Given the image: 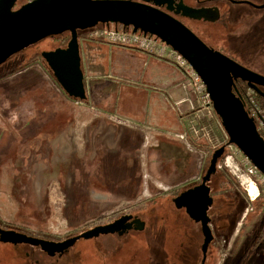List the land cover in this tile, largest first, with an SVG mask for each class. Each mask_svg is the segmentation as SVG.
I'll return each mask as SVG.
<instances>
[{
	"label": "rangeland",
	"instance_id": "rangeland-1",
	"mask_svg": "<svg viewBox=\"0 0 264 264\" xmlns=\"http://www.w3.org/2000/svg\"><path fill=\"white\" fill-rule=\"evenodd\" d=\"M225 7L233 25L222 33L217 30L216 40L226 46L222 39L227 37L225 49L244 67L264 76V7L231 2ZM92 28L78 36L87 93L84 100L64 91L39 54L58 46L61 35L0 62V224L62 240L132 213L144 221V228L79 238L54 256L38 246L0 242V264H198L203 241L200 224L176 208L172 198L199 183L204 174L201 169L207 168L213 150L221 145H225L224 154L208 181L214 196L208 210L213 239L205 264H264V249L256 252L251 243L261 216L251 203L259 193L258 202L264 200V176L234 144H228L215 111L210 119L203 117L210 124V143L200 131L188 129L193 113L184 102L180 78L173 80L172 76L168 77L169 92L174 101L182 100L179 108L184 112L176 114L178 131L168 129L164 119L172 116L164 113L165 106L159 105L164 115L158 116L148 106L146 92L157 84L153 80H158V74L148 77L145 54L122 46L106 49L105 41L89 37ZM86 42L104 46V64L111 73L103 76L89 71ZM162 61L176 70V65ZM179 72L183 85L187 84ZM92 79L114 80L116 91L105 98H91ZM186 88L193 106L202 105L191 86ZM140 115L158 128L132 127L129 119ZM165 134L183 141L195 156L188 164L193 173L184 176L185 180L177 182L180 172L172 159L166 162L151 147L156 137ZM250 183L256 186L255 196L248 193ZM232 189L235 195L231 197ZM242 201L241 219L233 225Z\"/></svg>",
	"mask_w": 264,
	"mask_h": 264
},
{
	"label": "water",
	"instance_id": "water-1",
	"mask_svg": "<svg viewBox=\"0 0 264 264\" xmlns=\"http://www.w3.org/2000/svg\"><path fill=\"white\" fill-rule=\"evenodd\" d=\"M17 0H0V62L13 53L45 37L68 30L70 38L65 47L40 52L54 77L71 97L87 98L78 30L97 24H123L132 32L152 34L180 53L196 71L206 87L215 113L227 134L228 144H234L264 176V138L254 119L245 109L233 82L241 79L255 89L264 86V76L241 63L208 47L198 36L177 19L156 8H147L131 0H29L14 7ZM255 7H264V3ZM225 145L214 149L209 164L198 184L190 186L172 198L174 206L200 224L204 264L209 243L213 239L209 207L213 203L208 181L216 171L218 159ZM132 215H122L114 221L96 225L62 240H50L29 235L14 228L0 226V242L39 246L48 255L61 254L77 239H88L100 233L121 231ZM133 227L141 230L144 221L134 217ZM131 225L127 224V231Z\"/></svg>",
	"mask_w": 264,
	"mask_h": 264
},
{
	"label": "trees",
	"instance_id": "trees-1",
	"mask_svg": "<svg viewBox=\"0 0 264 264\" xmlns=\"http://www.w3.org/2000/svg\"><path fill=\"white\" fill-rule=\"evenodd\" d=\"M27 1H29V0H25L22 2H19V0H17L14 7L15 8L19 7L22 4L26 3ZM102 25H104V24H102ZM117 27L125 29V30H131L130 26H126L123 24H118ZM83 31L84 30H82V33H83ZM62 33H63L61 35L62 41L60 39V41H59L60 43L58 46H65L69 37H70V33L68 30H64V31H62ZM54 36H56V35H52L51 37H54ZM85 45H86V49H87L86 50V54H87L86 59L88 60L89 71H93V72L99 71L100 74H102V75L106 74L107 67L104 64V57H105V50H103L104 46L102 47L100 45H95L93 42H86ZM97 47H99L98 51H96ZM95 57H98L99 60L102 59V61L97 60ZM81 67H82V61H81ZM90 81H91V87L94 89L90 93L91 98H95L96 95H99L100 97H104L106 95L113 94L117 88V85L115 82L108 83L104 79H92ZM248 88H249V86L247 85V83L241 79H235L233 82V89L235 92L240 94L246 110H248V103H247V99L245 98V93L248 90ZM95 89L97 91H100L101 93L95 92ZM255 92H256L255 101L261 106V109L263 110V113H264V92H260L257 89H255ZM151 106H153V107L156 106V104H154V99L151 100ZM164 111H165L164 113H166V115L172 116V118H165L164 119L166 121V124L169 126L168 129L173 128L175 131H178V129H179L178 123L175 121V118L173 117L174 116L173 113L170 111V109H165ZM164 113H162L161 115H164ZM217 117L219 118L218 115H217ZM219 120H220V118H219ZM220 123H221V120H220ZM258 132L260 135H262V133L260 132L259 129H258ZM166 135L167 134H165V136L156 137L155 138L156 144H154V145L151 144V147L158 150L160 156L163 157V159H165V160L167 159L166 162H170V159H172V162H173L172 164L175 166L176 170L180 172V176L177 178V180H178L177 182H179V180L182 181L184 179V176L193 173L189 169L188 164L193 159V157H195V156L193 155V153L190 150H188L186 144L183 141L179 142V140H177L173 137L172 138L167 137ZM162 137H164V138L162 139ZM165 137H166V139H165ZM263 138H264V136H263ZM201 170H202V173L203 172L205 173L206 169L205 170L201 169ZM212 176H211V178H212ZM201 178H202V176L200 177V181H201ZM172 181H174V180L172 179ZM200 181H198V182H200ZM192 185H194V184H192ZM190 186L191 185H189L185 188H188ZM185 188H183L182 190H184ZM232 191H233V189H232ZM232 191H230L231 197L235 195L234 191L233 192ZM211 195L214 199L213 192H211ZM261 197H262V194L259 193L257 198H255L253 200V202L251 203V206H254V208H256L261 213V216H260L259 220L257 221V224L254 225L255 234H254L253 238L251 239L252 247L256 248V252H258V250L264 249V200L260 203L258 202V201H260ZM244 207H245V202L242 201V203L239 207V210L236 211V213L234 214L233 225L238 223L239 220L241 219L240 214H241L242 210L244 209ZM257 225L259 226L258 228H257ZM0 226L4 227L1 224H0ZM4 228H7V227H4ZM240 230H241V228H240ZM27 234L34 235V236L41 237V238L50 239V240H57L56 238H54L53 236H50V235H37L35 233H33V234L27 233Z\"/></svg>",
	"mask_w": 264,
	"mask_h": 264
},
{
	"label": "built area",
	"instance_id": "built-area-1",
	"mask_svg": "<svg viewBox=\"0 0 264 264\" xmlns=\"http://www.w3.org/2000/svg\"><path fill=\"white\" fill-rule=\"evenodd\" d=\"M92 29L94 30L89 33V37L93 35L108 44L133 48L159 60H167L176 65L175 67L183 73L186 81H188L187 84L191 86L197 98L202 101V105L197 107L193 106V100L190 101V112L193 113V121L188 123V129L194 131L195 133L200 131L202 137L210 143V124L208 121L206 122L203 117H207L208 119L211 118V113L214 112L212 102L201 78L180 53L152 34H143L139 31L132 32L131 30L119 28L114 24L113 26H111V24L95 26ZM187 84H184V87H187ZM245 98L248 103V113L254 119L256 124L257 122L259 123V125H257L262 133L261 130L264 131L263 110L255 101V97L251 92H249V90L245 93ZM262 135L264 136L263 133ZM181 137L183 136L181 135Z\"/></svg>",
	"mask_w": 264,
	"mask_h": 264
},
{
	"label": "flooded vegetation",
	"instance_id": "flooded-vegetation-1",
	"mask_svg": "<svg viewBox=\"0 0 264 264\" xmlns=\"http://www.w3.org/2000/svg\"><path fill=\"white\" fill-rule=\"evenodd\" d=\"M131 1L140 3L147 8H156V9L161 10L164 13L170 15L171 17L177 19L182 24H184L187 28H189L196 36H198L208 47H210L211 49H213L215 51H219V52L223 53L224 55L234 59L237 62H239L238 59L232 53H229L227 49H225V47H227L229 39L227 37L222 39L223 41H226V46H222L223 44H219L218 40H216L217 34L215 32L217 30H219L222 33L223 29L225 31L227 29L229 30L231 28V26L233 25V22L231 21V18L229 16V10H228V8L225 7V4L230 3V2L231 3H244V4H248L252 7H255L252 4L260 5V4L264 3V1L261 3H256L253 0H131ZM255 8H258V7H255ZM110 24H113V23H109L107 25H110ZM117 25L118 24H116V26ZM77 33H78V36H80V34H82V30H78ZM227 33H225V34H227ZM62 34L63 33L60 32L56 35H62ZM51 36L40 39L39 41L34 42V43L28 45L27 47H31V46L33 47V45H36V43H38L42 40H46L47 38H49ZM65 46H55L53 48H48V50L54 49L56 47H65ZM27 47H25V48H27ZM41 51H43V50H41ZM239 63H241V62H239ZM255 89L259 90L260 92H264V86L257 85V87ZM255 89L251 88L250 86L248 88V90L251 91V93L253 94L254 97H256L255 96L256 95ZM247 111H249V110H247ZM256 126H257V124H256ZM257 129H258V127H257ZM210 190H211V187H210ZM181 209H183V208H181ZM184 212H185V210H184ZM126 214L132 215L133 217L131 219H128V221L124 224L125 227H123V229H121V231H115V232L126 233L129 230L135 229L133 227V225H135V223H133L131 221L134 217L137 218L138 216L135 214H132V213H126ZM123 215H125V214H123ZM120 216H122V215H120ZM119 217L108 220L106 222H102V223L97 224V225H104V224L110 223ZM127 224L131 225V227L127 231H124V229L127 228ZM23 244H25V243H23ZM201 258H202V256H201ZM201 258L200 257L198 258V260H197L198 264H200ZM205 260H206V257H205ZM204 264H205V262H204Z\"/></svg>",
	"mask_w": 264,
	"mask_h": 264
},
{
	"label": "crops",
	"instance_id": "crops-1",
	"mask_svg": "<svg viewBox=\"0 0 264 264\" xmlns=\"http://www.w3.org/2000/svg\"><path fill=\"white\" fill-rule=\"evenodd\" d=\"M102 44L108 45V46H105L106 49H110L112 47H120V46L108 44L106 42H103ZM102 44H99V45H102ZM120 48H127V47H120ZM131 49H133V48H131ZM137 51H139V50H137ZM139 52H141V51H139ZM141 53H143V52H141ZM143 54H145V56H146V60L144 61V65H146V67H149V69H150L149 72L147 73L148 77L150 79H152L153 75L158 74V80H159V81L156 79H155L156 81L153 80L155 83L157 82V84L151 86L150 91L146 92V98L148 100V106H151V100L154 99V104H156V106L155 107L151 106V109L153 112H155V115L158 116V115L162 114V110H160L159 105L163 104L166 109H170V111L174 115L173 117L175 118V121L177 122L176 114L178 115L179 113H183L184 110H181V108H179L180 107L179 103H181L182 100L180 99V100L174 101L173 96L169 92V82H168L169 78L168 77L169 76L174 77L173 80H175V78H180V81H181L180 85L182 86L181 89L186 94V97L184 98L185 100L184 99L183 100H184V102H187L188 109H190V101L192 100L188 94L189 93L188 88L184 87V85L182 83L181 73L179 72V70L177 68H176V70L172 69L171 67H173V66L171 64H169L165 61L159 60V59H157L153 56H150L146 53H143ZM170 68L172 69L171 71L169 70ZM157 71H160L161 74L158 73ZM109 73H111V72L108 71V68H107L106 74H109ZM103 76H106V75L104 74ZM141 76H142V78L144 77L143 72H142ZM110 81H112V80H110ZM113 82H115V81L113 80ZM157 94L161 95V97L164 98L163 99L164 103L159 100ZM106 96H109V95H106ZM168 98L172 102H170ZM129 124L133 125L132 127H136V128L137 127L158 128L157 126H152L151 124L147 123L142 115H140L139 117H134L133 119H129ZM132 129H135V128H132ZM170 130L173 131L174 129L172 128ZM155 177H157V174H155Z\"/></svg>",
	"mask_w": 264,
	"mask_h": 264
},
{
	"label": "bare ground",
	"instance_id": "bare-ground-1",
	"mask_svg": "<svg viewBox=\"0 0 264 264\" xmlns=\"http://www.w3.org/2000/svg\"><path fill=\"white\" fill-rule=\"evenodd\" d=\"M248 193L251 195V196H255L257 193H256V186L253 184V183H250L248 185Z\"/></svg>",
	"mask_w": 264,
	"mask_h": 264
}]
</instances>
